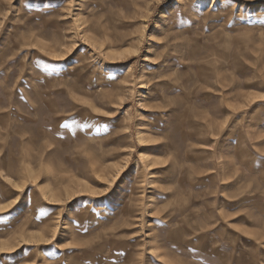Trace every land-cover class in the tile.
Returning a JSON list of instances; mask_svg holds the SVG:
<instances>
[{
    "label": "rangeland",
    "instance_id": "1",
    "mask_svg": "<svg viewBox=\"0 0 264 264\" xmlns=\"http://www.w3.org/2000/svg\"><path fill=\"white\" fill-rule=\"evenodd\" d=\"M264 0H0V264L264 255Z\"/></svg>",
    "mask_w": 264,
    "mask_h": 264
},
{
    "label": "crops",
    "instance_id": "2",
    "mask_svg": "<svg viewBox=\"0 0 264 264\" xmlns=\"http://www.w3.org/2000/svg\"><path fill=\"white\" fill-rule=\"evenodd\" d=\"M250 235L253 234V235H256L258 237H262L264 238V235L262 234H259L258 232H251L249 233ZM236 258H234L231 262V264H264V255H262L261 257V261L260 259L257 260L256 258L254 259V257L249 253H246L242 250H239L238 248V251L236 252Z\"/></svg>",
    "mask_w": 264,
    "mask_h": 264
},
{
    "label": "snow or ice",
    "instance_id": "3",
    "mask_svg": "<svg viewBox=\"0 0 264 264\" xmlns=\"http://www.w3.org/2000/svg\"><path fill=\"white\" fill-rule=\"evenodd\" d=\"M260 99L264 100V97H260Z\"/></svg>",
    "mask_w": 264,
    "mask_h": 264
}]
</instances>
